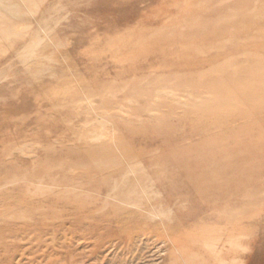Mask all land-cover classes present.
<instances>
[{"label": "rangeland", "instance_id": "374dc122", "mask_svg": "<svg viewBox=\"0 0 264 264\" xmlns=\"http://www.w3.org/2000/svg\"><path fill=\"white\" fill-rule=\"evenodd\" d=\"M254 18L264 0H0V264H264L235 70Z\"/></svg>", "mask_w": 264, "mask_h": 264}, {"label": "bare ground", "instance_id": "6f19581e", "mask_svg": "<svg viewBox=\"0 0 264 264\" xmlns=\"http://www.w3.org/2000/svg\"><path fill=\"white\" fill-rule=\"evenodd\" d=\"M255 18L250 21L252 29L248 33L252 38L247 40L248 50L238 45L235 51L241 156L251 149L260 153L264 148V35H257L262 26L256 25Z\"/></svg>", "mask_w": 264, "mask_h": 264}]
</instances>
